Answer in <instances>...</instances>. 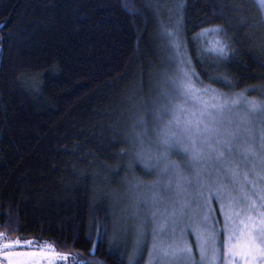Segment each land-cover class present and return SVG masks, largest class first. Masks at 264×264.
<instances>
[{
    "label": "trees",
    "instance_id": "trees-1",
    "mask_svg": "<svg viewBox=\"0 0 264 264\" xmlns=\"http://www.w3.org/2000/svg\"><path fill=\"white\" fill-rule=\"evenodd\" d=\"M252 2L0 0V232L49 242L86 264H134L93 173L114 188L132 172L125 137L134 111L123 108L131 96L134 108L147 104L151 74L163 70L160 15L174 5L185 40L199 34L187 53L203 83L264 101V31L246 11ZM217 26L234 37L229 55L198 60L197 49L217 38L201 30ZM133 171L144 176L140 165Z\"/></svg>",
    "mask_w": 264,
    "mask_h": 264
},
{
    "label": "snow or ice",
    "instance_id": "snow-or-ice-1",
    "mask_svg": "<svg viewBox=\"0 0 264 264\" xmlns=\"http://www.w3.org/2000/svg\"><path fill=\"white\" fill-rule=\"evenodd\" d=\"M188 31L186 26L179 24L175 30H167L177 67L173 77L166 81L171 92L164 93L165 102H154L153 109L146 112V116H154L156 148L144 147L146 126L143 133L133 129L135 134L125 137L133 144L139 140L128 167L140 162L144 168L155 170L166 162L160 174H170L167 181H137L130 219L139 220V223L134 225L135 251L129 260L139 264L137 257L148 247L147 264H219L222 245L223 264H264V155H260L264 154V135L258 150L254 142L245 148L251 157L260 155L259 169L253 164L247 172H240V164L235 159V152L240 147L237 141L250 137L257 120L264 125V101L249 100L243 92L236 93L238 99H229L225 93L203 85L202 80L199 84L203 86H198L199 74L186 52L187 44H197L199 34L185 40ZM201 31L215 32L217 38L214 47L200 46L197 49L198 60L203 52L218 60L229 55V40L234 37L219 36L224 29L218 26ZM210 79L224 82L223 78L215 76ZM227 83L232 86L230 81ZM241 104L244 105L243 111H240ZM146 116L140 118V123L146 125ZM121 154H125V150L122 149ZM172 155L186 157L187 165L194 168V181L183 176L182 165L170 159ZM113 172L116 174L117 170ZM213 173L216 176L214 183L202 180ZM172 177H176L175 184ZM210 199L219 202L218 211L223 218L219 229ZM205 205H208L207 213L202 211ZM141 206L147 208L143 219L139 218ZM124 231L127 234V230ZM192 235L199 260L195 259L188 239ZM20 244V240L0 243V257L7 258L8 264H41L38 257L47 260V264H55L56 259H67L68 254L54 250H7ZM31 244V241L24 242L25 247H31Z\"/></svg>",
    "mask_w": 264,
    "mask_h": 264
},
{
    "label": "rangeland",
    "instance_id": "rangeland-1",
    "mask_svg": "<svg viewBox=\"0 0 264 264\" xmlns=\"http://www.w3.org/2000/svg\"><path fill=\"white\" fill-rule=\"evenodd\" d=\"M252 7H254L255 11L253 12L251 5H248L246 7V11L251 14V18H253L254 25H262L263 31H264V2L262 0H252ZM254 5V6H253ZM174 5L166 6L164 10V15H160L162 17L159 18V25L157 32H155L156 37V49L159 55H161L163 60V70L158 72V69L153 70L151 74V90H150V101L146 104L141 102L136 108L133 106V99H128V106L123 108L125 114L129 113V111H134L133 115L128 117L130 126L128 124V131L127 133L124 131V128H122V133H126L127 135L135 133L133 132V129H135V132H141L143 133L145 126L147 127V135L145 136L144 140V147H151L153 149L156 148V144L154 142V125L155 120L153 115H147L146 112L150 111L154 107V102H158L159 104H163L165 102L164 93H170L171 87L166 83L168 79L173 77V75L176 72V63L173 61V46L171 45V38L167 35V30L173 29L175 30L177 25L179 24L178 16L175 15V7ZM174 10H173V9ZM156 31V30H155ZM203 36H215L212 33L204 32ZM159 39V40H158ZM216 38L210 37L208 39V44H205V48L214 47ZM162 46H161V45ZM161 46V47H160ZM184 49H181V52H183ZM179 55V53H177ZM186 55L188 56V53L186 52ZM189 57V56H188ZM160 60L159 63L162 61ZM155 68V67H154ZM151 71V70H150ZM155 76V77H154ZM154 78V79H153ZM199 81H201L198 77V80L196 81L198 86L207 85L203 83V85L199 84ZM149 87V88H150ZM214 88V87H213ZM216 89V88H215ZM218 90V89H217ZM219 92L225 93L226 97L229 99H238L236 96V93H226L221 90H218ZM244 93V92H243ZM244 95L249 99L253 100L254 98L249 97L244 93ZM132 99V100H131ZM257 100V99H254ZM257 101H263V100H257ZM136 104V103H135ZM136 109V110H133ZM244 110V105L241 104L240 111ZM234 111H236L234 109ZM129 114H127L128 116ZM126 116V117H127ZM142 116H146V125L145 123H140V118ZM264 135V125L261 124L259 120L256 121L254 129L250 135V137L242 138L237 143L240 145L239 148H237L235 152V159L240 164V172H247L249 169L252 168L253 164L256 165L257 169L260 167V154L256 157H251L245 152V148L248 144L255 143L257 150L259 149V144L261 142V137ZM151 138V139H150ZM139 146V140L136 141L135 144L128 141V151H129V157L131 158L132 153L136 150V148ZM170 159L178 161L182 165V173L185 178H187L189 181L195 180V174H194V168L191 165H187L186 157L182 155H172ZM130 161V159H129ZM245 161H247L245 163ZM166 163V162H164ZM164 163H161L160 168H157L155 170L146 169L140 162H136L133 164L132 167H129V169L132 171L131 174L127 177H123L119 179L118 183L116 184V187H110L108 185H105L101 179H99L97 173H93V182H94V193L97 196L105 197L110 201L111 207H112V214H113V220H114V234L115 239L117 241H128L130 242V245L132 246V254L135 251L133 241L135 239L134 234V225L139 223V220H132L130 219V215L133 211L132 209V201L134 199L135 192L137 191V181H142L144 183L156 181V180H163L167 181L169 179V175H161V169L164 166ZM134 165H140L142 168V172L144 176H136L134 174ZM216 167H219V165H216ZM173 184H175L176 177H172ZM216 176L215 173H213L211 176L202 177V180H208L210 182H215ZM205 194L207 195V190H205ZM167 195V194H166ZM209 204L211 208L213 209V215L216 217L217 223L216 227L219 229L223 224V218L220 215L218 209H219V202L209 200ZM203 213H207L208 211V205H205L203 208ZM147 214V208L146 206H141L139 211V218L143 219L145 215ZM211 219V217H210ZM187 220V217H185V221ZM151 223L148 224V227L151 228ZM183 225H180L182 227ZM127 230V234H125L124 230ZM177 231H179V228H177ZM149 237V242H150ZM189 242L192 243L193 250H194V256L196 260H199V254L198 250L195 246V237L194 235L188 237ZM222 240V237L220 238ZM16 240H20L21 244L15 248L7 249L8 251H37V250H47V251H55L61 254H68L67 259L60 260L56 259L55 264H74V262L80 261L75 255L71 253H62L56 250V248L49 242H39L34 239H20V238H8L5 233L0 232V243H6V242H15ZM25 241H31V247H25L24 242ZM50 246V247H49ZM148 248V247H147ZM223 248L221 245V260L219 261V264H223ZM39 261H41V264H47V260H44L43 258H37ZM149 259L148 251L147 256L144 264H147ZM0 264H8V260L5 257H0Z\"/></svg>",
    "mask_w": 264,
    "mask_h": 264
}]
</instances>
